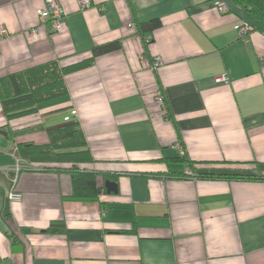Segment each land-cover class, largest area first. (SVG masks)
Here are the masks:
<instances>
[{
	"label": "crops",
	"instance_id": "0c3cea01",
	"mask_svg": "<svg viewBox=\"0 0 264 264\" xmlns=\"http://www.w3.org/2000/svg\"><path fill=\"white\" fill-rule=\"evenodd\" d=\"M216 1L93 0L81 10L59 0L67 16L54 32L37 13L44 0H0V77L121 41L66 74L67 93L36 112L8 120L0 102V169L14 166L20 143L47 144L48 129L76 122L103 189L98 201L69 200L67 171L22 169L14 185L15 172L0 171V264H264V180L194 177L182 161L196 173L256 174L264 163V21L247 18L254 30L242 38L240 11ZM154 18L160 27L138 30ZM53 220L64 233L45 232Z\"/></svg>",
	"mask_w": 264,
	"mask_h": 264
},
{
	"label": "trees",
	"instance_id": "16d2710c",
	"mask_svg": "<svg viewBox=\"0 0 264 264\" xmlns=\"http://www.w3.org/2000/svg\"><path fill=\"white\" fill-rule=\"evenodd\" d=\"M231 11H240L241 19L250 18L264 21V0H226ZM158 18L138 24L141 33L160 27ZM121 48V41L116 40L92 48V56L75 64L61 67L56 60L39 64L22 71L0 77V102L3 113L12 120L28 113L36 112L39 104L63 96L67 93L64 76L70 72L89 66L95 57ZM49 142L35 144L31 142L18 145L17 157L28 166L25 169H45L67 171L73 184L72 194L66 199L82 202L98 201L103 191L97 183L96 172L86 165L93 162V157L85 148L86 140L78 123H66L47 130ZM167 161H179V157L164 158ZM190 167L193 163L186 157L182 160ZM256 174H241L210 171L194 174L199 177L214 176L241 180H264V163L253 164ZM111 177V176H106ZM113 179L116 176H112ZM1 190V188H0ZM66 230L64 220H53L45 230L48 234H62ZM15 242V240H14Z\"/></svg>",
	"mask_w": 264,
	"mask_h": 264
},
{
	"label": "built area",
	"instance_id": "2783aa9c",
	"mask_svg": "<svg viewBox=\"0 0 264 264\" xmlns=\"http://www.w3.org/2000/svg\"><path fill=\"white\" fill-rule=\"evenodd\" d=\"M44 1H45L44 7L38 9L37 11L40 22L42 24L49 22L54 32H60L63 28V24L67 16V12L65 8L61 5L59 0H44ZM77 2L81 10H86L90 8L93 4V0H77ZM216 5L219 11L222 13H226L230 11V5L227 3L226 0H217ZM101 9L105 10V7L102 6ZM129 27L130 29H135L136 25L134 23H131ZM236 28L238 30L239 36L242 38L248 36V34L254 30V26L245 19H241L239 23L237 24ZM32 32L36 33V29L32 30ZM8 34H9L8 29L3 24H1L0 25V37L7 36ZM161 65H162V59L159 56L155 57L154 62L152 64V68L157 69ZM219 80L227 83L229 82V76L227 74H223L219 78ZM157 98L162 103H164V96L161 92H158ZM77 114H78L77 110L73 108L71 109L70 114L65 117V120L69 121L72 116H75ZM182 156H185L183 151H182ZM15 159H16V162L11 169L9 168L0 169V171H3L5 174H9L11 170L15 172L16 176L11 179L13 185L15 184L17 180V174L22 169H25L28 167L24 165V162L21 161L17 156H15ZM186 173L189 174L190 176H195L193 170L190 168L189 165L186 167ZM9 195L11 198L17 197V194H15L13 190L9 193Z\"/></svg>",
	"mask_w": 264,
	"mask_h": 264
},
{
	"label": "water",
	"instance_id": "95a60500",
	"mask_svg": "<svg viewBox=\"0 0 264 264\" xmlns=\"http://www.w3.org/2000/svg\"><path fill=\"white\" fill-rule=\"evenodd\" d=\"M105 187L107 189V193H116L118 191L117 182L111 179H107L105 181Z\"/></svg>",
	"mask_w": 264,
	"mask_h": 264
}]
</instances>
